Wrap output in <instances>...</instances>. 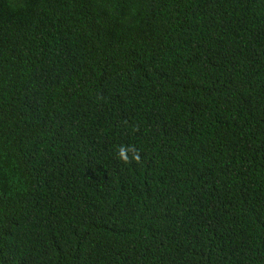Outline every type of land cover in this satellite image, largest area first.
<instances>
[{
  "label": "trees",
  "instance_id": "1",
  "mask_svg": "<svg viewBox=\"0 0 264 264\" xmlns=\"http://www.w3.org/2000/svg\"><path fill=\"white\" fill-rule=\"evenodd\" d=\"M0 264H264V0H0Z\"/></svg>",
  "mask_w": 264,
  "mask_h": 264
},
{
  "label": "clouds",
  "instance_id": "2",
  "mask_svg": "<svg viewBox=\"0 0 264 264\" xmlns=\"http://www.w3.org/2000/svg\"><path fill=\"white\" fill-rule=\"evenodd\" d=\"M121 155H123V152H121Z\"/></svg>",
  "mask_w": 264,
  "mask_h": 264
}]
</instances>
